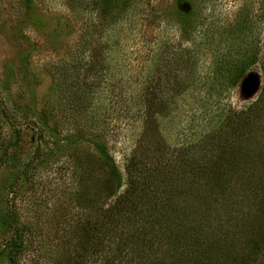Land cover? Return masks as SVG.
I'll use <instances>...</instances> for the list:
<instances>
[{"label":"rangeland","instance_id":"rangeland-1","mask_svg":"<svg viewBox=\"0 0 264 264\" xmlns=\"http://www.w3.org/2000/svg\"><path fill=\"white\" fill-rule=\"evenodd\" d=\"M30 1L25 10L22 0H0V264H9L11 240L18 230L22 246L16 264H67L69 260L80 264L81 257L80 261L76 257L88 246L85 240L96 217L128 192L125 159L133 149L140 162L150 153L135 148V140L140 125L152 131L156 123L139 122L130 106L142 103L151 73L159 110H163L161 101L174 94L173 88L182 83L190 87L186 97L169 100L167 112L159 116V127L171 148L182 147L185 140L183 151L206 160L205 175L210 180L193 183L191 177H198L200 171L191 164L167 168L166 181L159 176L151 182L163 207L153 210L140 205L141 214L163 220L174 210L171 220L195 226L201 219L207 228L200 234L212 235L217 216L236 211L244 215V225L258 228L264 213L255 218L253 210L262 209L263 203L249 192L262 194L264 178L251 189L241 171L262 166L258 160L264 155V134H251V141L259 144L247 142L243 150L254 159L240 161L227 121L233 122L237 111L257 100L263 69L258 63L250 67L234 87H213L207 76L214 56L233 48L240 54L256 46L258 56L264 57V0H140L136 15L124 25L114 56L108 54L109 42L101 32L110 20L101 13V0ZM182 2L190 12H180L186 10ZM239 29L243 32L238 36ZM111 57L116 61L111 63ZM113 63L118 68L111 75L108 67ZM95 64L98 76L89 71ZM194 75L200 76L197 84ZM250 76L258 86L243 91L242 84ZM81 93H85L82 98ZM156 108H152L155 115L160 112ZM257 122L253 129L264 128V120ZM205 126H226L228 135L188 141ZM54 131L59 132V148L48 153L57 143L58 137H51ZM74 138L83 142L78 150H69L74 148ZM91 139L106 144L122 174L121 187L111 197L99 181L107 165ZM218 146H223L222 151ZM138 217L139 226L144 225L146 219ZM129 220L116 226L119 232L111 234L113 244L103 247L96 259L89 251L82 264L111 261L120 237L138 235ZM159 247L153 249V264L170 263L173 255V262L189 264V256L181 250Z\"/></svg>","mask_w":264,"mask_h":264},{"label":"trees","instance_id":"trees-1","mask_svg":"<svg viewBox=\"0 0 264 264\" xmlns=\"http://www.w3.org/2000/svg\"><path fill=\"white\" fill-rule=\"evenodd\" d=\"M139 2L140 0H101V13H104L106 17H110L108 24L101 31L106 35L107 42H109L108 54L110 56H114V53H118L121 46L120 37L125 30L124 25L128 24V22H130L136 15L135 12L138 10L137 7ZM30 3V0H22L21 5L25 10H28L30 8ZM181 4L186 10L184 11L180 9V12L188 13L191 11V8L189 9V6L185 2H182ZM242 32L243 31H240L239 29L237 32L238 36ZM255 47L256 46H249L248 49L240 54L237 52L238 50H236V48H233L232 51L228 50L220 56H214L210 63L213 68L210 71V75L207 76L209 84H212L213 87H218L217 85L227 86L229 84L230 87H234L240 83L247 70L257 63L261 64L264 72V57L261 58L258 56ZM193 57L194 56H192V58ZM112 61H116V58L111 57L110 62L112 63ZM96 67V64L95 66H89V71H95L98 76L99 71H97ZM117 68V64H109L108 69L110 70L111 75L114 74V69L116 70ZM229 68L231 69L229 70ZM195 76L196 75H194V82L197 84L200 76ZM148 77V85L145 86L143 90L142 103L140 105L135 104L136 106L133 104L130 108L133 109L137 118L136 120H139V122L148 123L149 121H152L153 123H156V129L154 128L152 131H149L147 128L140 125V133L138 134V137L136 136L135 140V148H142L144 151L150 153L148 156H145V162H140V155L138 156L136 150L133 149L130 156L125 159L124 175L129 185L128 192L119 198L111 207L101 211L96 217V220L91 226L90 235L85 240V243L88 244V246L84 248L83 254L76 257L77 260L80 261L79 257H81L80 264H82L89 251H91L90 254L93 253V257L96 259L103 247L112 243L111 234L115 231L119 232L116 226H119L118 224L123 223L124 220L130 222V218L132 223L135 224V230L138 231L136 234L138 235H131L127 238L120 237V240L116 244L117 255L112 256V260L109 262L107 261V263L104 264H153L150 260L154 251L153 249L157 247L160 249V245H164L168 251L170 248L171 250L176 248L181 250L180 252L186 253V256H189V264L264 263V220L259 221L257 224L258 228H251L244 225V223H247L244 215H242V213H236L235 211L233 215L230 214L228 217L217 216L213 226L214 233H212V235L203 233L201 235L200 232L207 228L205 224L201 223V219L198 220V223L196 218L193 217L192 219L197 222L196 225L193 226V223H187L186 220H184V223L181 219L171 220L170 218L174 215V210L170 211L168 215L170 217L163 220L158 216H154L150 219L151 217L141 214L139 208L140 205H145L148 209L153 210H156L158 206L163 207L161 203L162 199H160L158 196L159 194L152 189L153 184H151V182L159 176L162 178V181H166V179L163 178V174L166 172L165 170H167V168H173L174 165L191 164L193 168H197L200 171V174H197L198 177H191L193 183L198 185L202 183L207 184L209 182L208 179L210 180V178H207L205 175V171L207 172V167L205 166L207 163L206 160L202 157L196 158L194 154H188L183 151L185 140L182 141V147L171 148V142H169L168 138L162 134L159 127V116L161 111L167 112L168 109H166V106L170 103L169 100L175 101L177 98L186 97L187 94H189L188 89L190 87H188L187 84L184 85L182 83L181 87L173 88L174 94L171 97L166 98L164 101H161L160 108L163 110H159L157 103L155 102L156 88L153 83L154 76L151 73ZM112 82H114V80ZM177 82V84L180 85L178 80ZM204 82L206 81L204 80ZM83 83H86L85 79L83 80ZM90 85L92 87L95 86L94 82H91ZM87 86L89 87V84H87ZM111 87L112 92H114V85H111ZM138 93H135L134 95H138ZM84 94L85 93H81L80 98H82ZM111 97H115V94L112 93ZM121 97V95H118L116 98L121 99ZM111 101L114 105L119 103L118 100ZM155 107H157V111H160L157 115H155V112L153 111ZM234 115L235 119L233 122L230 119H227L228 121L226 120L231 124V129L234 135L233 145L236 148L239 160L251 163L248 159H254V157L245 153L243 149L244 145L252 140L251 134H258L261 137L263 136L262 134H264L261 132L264 131V128L261 130L252 128L253 126L258 125L257 121L264 120V80L257 100L247 108L237 111ZM226 129L229 128L226 126L220 128L205 126L201 128L200 134L198 133L196 137H193L192 139L190 137L188 141L195 143L203 139L205 136H226L228 135ZM58 133L59 132L54 131L52 134L51 137H58V139L55 141L57 142L55 148L50 146L47 150L48 153H54L59 148ZM246 135L251 138L247 139ZM254 137L255 136H253V138ZM82 142L83 138H74V148L69 147L68 149L78 150ZM90 143L107 165V170L101 171L99 176L101 180L99 181L100 184L104 185L105 191H109L108 196L111 197L121 187V182L123 180L122 174L113 158L109 155L105 143L97 139H91ZM251 143L259 144L254 140L251 141ZM260 145H263L262 142H260ZM218 148L222 151L223 146H218ZM69 154L71 156L73 153ZM258 157L259 155H256V158ZM74 159L75 160L73 161L80 162L76 157H74ZM258 161L262 163V166L259 168L243 169L241 171V174L243 175L242 179L246 184L249 183V186H252L251 189H255L254 185L256 183H262L264 178V155H262ZM216 170L217 169L213 170V173L218 177L219 172ZM181 171L183 170L181 169ZM145 174L148 175L145 176ZM181 175L184 174L182 173ZM250 193H252L253 199L263 203L262 209L257 207L253 210V217H261L262 213H264V192L260 194L254 190L250 191L249 194ZM141 201H144L145 203L142 204ZM139 215H142V219H146L145 226H139ZM13 220L15 221L14 218ZM241 223H243V225ZM245 227L248 228L249 232L245 230ZM21 246L22 241L20 240V233L18 230V232L15 233V237L11 240L12 250L9 254V264H16L18 262V256L21 253ZM127 246L131 247L126 248ZM235 253H237V255L233 256ZM170 255H172V253H170ZM174 258H176L175 255L171 257V262L167 264H178L176 261H179V259L173 262ZM67 264L77 263L69 260Z\"/></svg>","mask_w":264,"mask_h":264},{"label":"water","instance_id":"water-1","mask_svg":"<svg viewBox=\"0 0 264 264\" xmlns=\"http://www.w3.org/2000/svg\"><path fill=\"white\" fill-rule=\"evenodd\" d=\"M257 86H258L257 80L250 76L244 80L242 84V89L243 91L246 92H252L256 90Z\"/></svg>","mask_w":264,"mask_h":264}]
</instances>
